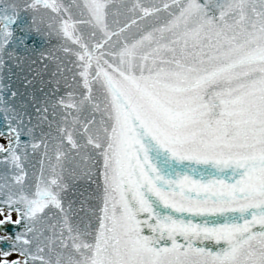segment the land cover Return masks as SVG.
Wrapping results in <instances>:
<instances>
[{
	"label": "snow or ice",
	"instance_id": "6c2138e0",
	"mask_svg": "<svg viewBox=\"0 0 264 264\" xmlns=\"http://www.w3.org/2000/svg\"><path fill=\"white\" fill-rule=\"evenodd\" d=\"M0 139V264H264V0H0Z\"/></svg>",
	"mask_w": 264,
	"mask_h": 264
},
{
	"label": "water",
	"instance_id": "95a60500",
	"mask_svg": "<svg viewBox=\"0 0 264 264\" xmlns=\"http://www.w3.org/2000/svg\"><path fill=\"white\" fill-rule=\"evenodd\" d=\"M13 213H16V212H13ZM17 214V216H18V213H16ZM8 247V245H6V244H4V243H0V249H4V248H7ZM1 253V255H2V252H0ZM11 254H16V255H19V253H17V252H15V251H13V252H11ZM10 254V255H11ZM20 256V255H19ZM2 257H3V255H2Z\"/></svg>",
	"mask_w": 264,
	"mask_h": 264
},
{
	"label": "rangeland",
	"instance_id": "374dc122",
	"mask_svg": "<svg viewBox=\"0 0 264 264\" xmlns=\"http://www.w3.org/2000/svg\"><path fill=\"white\" fill-rule=\"evenodd\" d=\"M12 217L14 218L13 215H12ZM0 218H2V216H0ZM10 258H17V256H14V255H13V256H11ZM0 259H2L1 256H0Z\"/></svg>",
	"mask_w": 264,
	"mask_h": 264
}]
</instances>
